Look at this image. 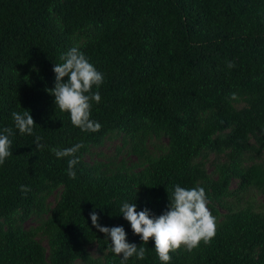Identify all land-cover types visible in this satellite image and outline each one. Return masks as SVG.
I'll use <instances>...</instances> for the list:
<instances>
[{"label":"trees","instance_id":"obj_1","mask_svg":"<svg viewBox=\"0 0 264 264\" xmlns=\"http://www.w3.org/2000/svg\"><path fill=\"white\" fill-rule=\"evenodd\" d=\"M73 47L104 76L93 87L95 133L74 127L48 92ZM25 110L34 135L14 128L12 112ZM6 127L0 264H121L93 211L146 248L126 264H163L119 209L135 203L159 216L177 184L204 188L216 234L171 252L168 264H264V0H0ZM110 142L119 160L98 152ZM77 143L86 147L70 179L69 158L51 149Z\"/></svg>","mask_w":264,"mask_h":264},{"label":"clouds","instance_id":"obj_2","mask_svg":"<svg viewBox=\"0 0 264 264\" xmlns=\"http://www.w3.org/2000/svg\"><path fill=\"white\" fill-rule=\"evenodd\" d=\"M62 63L55 64L54 88L48 92L54 97V104L61 112L70 115V121L74 127L82 132H98L101 124L90 118L92 104H99L101 96L97 89L103 83L104 76L97 71L85 55L76 47L61 55ZM228 68L234 67L229 61ZM67 78L66 80L64 78ZM235 99V95L232 96ZM14 128L20 134L34 135L36 126L28 110L12 112ZM13 128L6 127L0 131V165L12 155L10 151ZM43 138L35 136V147L43 149L45 145L40 143ZM86 147L83 143H77L66 149H51L57 158H69L67 175L70 179H76L75 166L79 163L77 153ZM22 192H27V186H21ZM167 210L159 216L150 214L147 208L137 211L135 203L123 202L119 211L123 218L129 222L134 235H138L143 242L151 239L154 241L156 254L163 264L171 260L170 253L184 247L188 252L199 247L201 241L209 244L216 234V218L207 207L208 201L203 187L186 189L179 184L174 186L171 197H168ZM92 225L105 235L111 243V251L121 257V264H126L129 258L135 256L139 260L145 259L146 248L128 243L123 227H103L99 224V217L95 211L90 213Z\"/></svg>","mask_w":264,"mask_h":264},{"label":"rangeland","instance_id":"obj_3","mask_svg":"<svg viewBox=\"0 0 264 264\" xmlns=\"http://www.w3.org/2000/svg\"><path fill=\"white\" fill-rule=\"evenodd\" d=\"M119 146L118 142H110L105 144L103 147H101L98 152H100L102 154V158L105 157H115L117 156V160H119L120 156L122 155V153L116 154V150L115 147ZM98 159V157H96ZM89 157L86 158V160H88ZM51 202L53 201V198H50ZM29 225V224H28Z\"/></svg>","mask_w":264,"mask_h":264}]
</instances>
